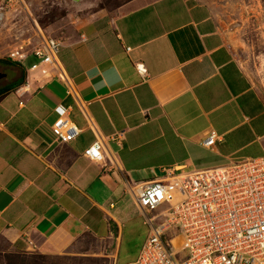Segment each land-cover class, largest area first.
I'll return each instance as SVG.
<instances>
[{
  "label": "crops",
  "instance_id": "1",
  "mask_svg": "<svg viewBox=\"0 0 264 264\" xmlns=\"http://www.w3.org/2000/svg\"><path fill=\"white\" fill-rule=\"evenodd\" d=\"M57 40L58 69L1 63L0 240L12 251L67 253L84 234L104 243L102 253L115 256L122 239H136V251L146 231L135 235L127 220L125 180L264 155V100L207 4L132 0ZM58 114L78 130L65 143L50 133ZM210 130L216 139L204 147ZM95 140L99 161L82 156Z\"/></svg>",
  "mask_w": 264,
  "mask_h": 264
},
{
  "label": "built area",
  "instance_id": "2",
  "mask_svg": "<svg viewBox=\"0 0 264 264\" xmlns=\"http://www.w3.org/2000/svg\"><path fill=\"white\" fill-rule=\"evenodd\" d=\"M14 1L0 0V25ZM33 37V43L27 39L9 48L5 58L21 64L30 60L27 72L58 69V40L37 27ZM134 67L145 74L142 64ZM59 77L72 95L69 82ZM25 78L23 88L29 85ZM78 106L84 111L81 103ZM77 132L65 114L50 125L56 143L71 140ZM215 139L210 130L202 145L210 147ZM82 156L101 160V141L84 148ZM124 188L147 225L135 258L126 264H264V155L187 172L167 170L146 182L125 180Z\"/></svg>",
  "mask_w": 264,
  "mask_h": 264
},
{
  "label": "rangeland",
  "instance_id": "3",
  "mask_svg": "<svg viewBox=\"0 0 264 264\" xmlns=\"http://www.w3.org/2000/svg\"><path fill=\"white\" fill-rule=\"evenodd\" d=\"M132 0H17L12 3L0 25V59L6 60V51L26 43H33V30L37 27L45 36L61 39L81 25L97 11L117 13ZM210 7L219 30L225 38L234 59L246 73L252 86L264 100V0H194ZM30 60L23 63V69ZM0 63V70H7ZM21 71L16 70L19 75ZM25 73V69L23 71ZM204 160L214 157L208 153ZM125 195V214L136 230L147 231L143 216L131 199ZM131 204H129V202ZM133 201V200H132ZM153 212H150L151 215ZM121 245L115 256L102 253L101 241L82 235L67 253L43 255L35 252H15L0 240V264H126L135 258L134 242ZM106 245V244H105ZM114 257V258H113Z\"/></svg>",
  "mask_w": 264,
  "mask_h": 264
},
{
  "label": "trees",
  "instance_id": "4",
  "mask_svg": "<svg viewBox=\"0 0 264 264\" xmlns=\"http://www.w3.org/2000/svg\"><path fill=\"white\" fill-rule=\"evenodd\" d=\"M0 63H6V64H10V65L17 64L16 62L10 61V60H8V59H6V60H1V59H0ZM22 79H23V75L20 77V79H19L17 82H20ZM17 82L8 85V86L5 87L2 91H6V90L12 88L13 86H15V85L17 84Z\"/></svg>",
  "mask_w": 264,
  "mask_h": 264
},
{
  "label": "water",
  "instance_id": "5",
  "mask_svg": "<svg viewBox=\"0 0 264 264\" xmlns=\"http://www.w3.org/2000/svg\"><path fill=\"white\" fill-rule=\"evenodd\" d=\"M2 76V74L0 73V77Z\"/></svg>",
  "mask_w": 264,
  "mask_h": 264
}]
</instances>
